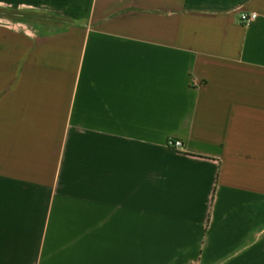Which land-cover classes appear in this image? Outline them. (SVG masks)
<instances>
[{"label":"crops","instance_id":"crops-1","mask_svg":"<svg viewBox=\"0 0 264 264\" xmlns=\"http://www.w3.org/2000/svg\"><path fill=\"white\" fill-rule=\"evenodd\" d=\"M0 264H264V0H0Z\"/></svg>","mask_w":264,"mask_h":264},{"label":"built area","instance_id":"built-area-1","mask_svg":"<svg viewBox=\"0 0 264 264\" xmlns=\"http://www.w3.org/2000/svg\"><path fill=\"white\" fill-rule=\"evenodd\" d=\"M257 18H258V14H256V13H251V14L242 13L240 15V20L245 25H248V24L254 22L255 20H257ZM168 147L172 148L174 150H177V151H182L184 148V145H183V142H181V141L171 139L168 142Z\"/></svg>","mask_w":264,"mask_h":264}]
</instances>
